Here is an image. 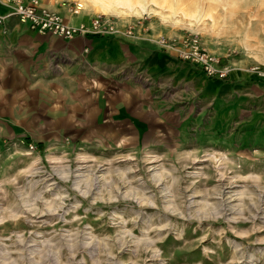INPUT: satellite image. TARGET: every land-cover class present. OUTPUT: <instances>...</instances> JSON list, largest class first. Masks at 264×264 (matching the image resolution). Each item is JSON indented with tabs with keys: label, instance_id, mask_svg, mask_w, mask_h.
Segmentation results:
<instances>
[{
	"label": "rangeland",
	"instance_id": "rangeland-1",
	"mask_svg": "<svg viewBox=\"0 0 264 264\" xmlns=\"http://www.w3.org/2000/svg\"><path fill=\"white\" fill-rule=\"evenodd\" d=\"M40 1L196 34L230 74L144 72L154 113L95 121L61 105L57 50L20 66L0 97V264H264V0Z\"/></svg>",
	"mask_w": 264,
	"mask_h": 264
},
{
	"label": "crops",
	"instance_id": "crops-1",
	"mask_svg": "<svg viewBox=\"0 0 264 264\" xmlns=\"http://www.w3.org/2000/svg\"><path fill=\"white\" fill-rule=\"evenodd\" d=\"M44 6L59 12L71 24H88L91 19L84 15L70 17L64 8ZM6 11L0 6V14ZM4 27L0 24V97L5 87L16 89L20 66L44 65L49 59L48 52L57 50L61 57L60 69L56 71L59 75L51 80L59 82L61 98L67 99L61 105H71L69 110L73 113L86 111L95 121L143 120L139 114L154 113V100L149 107L139 100L145 97L137 92L141 80H157L161 86L168 79L176 84L179 73L196 70L140 35L135 38L77 36L59 40L29 30L14 16L5 20ZM144 72L147 78L143 77ZM87 105L88 108L82 107Z\"/></svg>",
	"mask_w": 264,
	"mask_h": 264
},
{
	"label": "built area",
	"instance_id": "built-area-1",
	"mask_svg": "<svg viewBox=\"0 0 264 264\" xmlns=\"http://www.w3.org/2000/svg\"><path fill=\"white\" fill-rule=\"evenodd\" d=\"M0 3L7 9L6 13L0 14V24L14 16L29 30L40 34H52L64 39H73L77 36L120 37L122 35L131 38L138 36L134 26H127L121 30L115 20L109 16H95L88 24H71L59 12L44 6L40 0H0ZM80 7L79 5L70 7L68 9L70 16L79 14ZM148 39L162 51L197 67L208 78L224 79L230 74V67L209 52L196 34Z\"/></svg>",
	"mask_w": 264,
	"mask_h": 264
},
{
	"label": "bare ground",
	"instance_id": "bare-ground-1",
	"mask_svg": "<svg viewBox=\"0 0 264 264\" xmlns=\"http://www.w3.org/2000/svg\"><path fill=\"white\" fill-rule=\"evenodd\" d=\"M0 6H2L4 9H5V11L7 10L1 3H0ZM79 6H81L80 4H79ZM71 17V16H70Z\"/></svg>",
	"mask_w": 264,
	"mask_h": 264
}]
</instances>
